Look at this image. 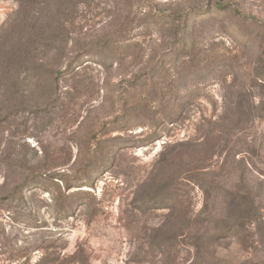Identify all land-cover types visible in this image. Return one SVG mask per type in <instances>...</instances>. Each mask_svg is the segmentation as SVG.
Wrapping results in <instances>:
<instances>
[{"label": "rangeland", "instance_id": "rangeland-1", "mask_svg": "<svg viewBox=\"0 0 264 264\" xmlns=\"http://www.w3.org/2000/svg\"><path fill=\"white\" fill-rule=\"evenodd\" d=\"M0 264H264V0H0Z\"/></svg>", "mask_w": 264, "mask_h": 264}, {"label": "trees", "instance_id": "trees-1", "mask_svg": "<svg viewBox=\"0 0 264 264\" xmlns=\"http://www.w3.org/2000/svg\"><path fill=\"white\" fill-rule=\"evenodd\" d=\"M215 7H216V8H217V7L219 8V7H220V5H216Z\"/></svg>", "mask_w": 264, "mask_h": 264}]
</instances>
